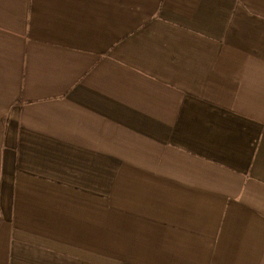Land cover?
Returning a JSON list of instances; mask_svg holds the SVG:
<instances>
[{"label":"crops","instance_id":"0c3cea01","mask_svg":"<svg viewBox=\"0 0 264 264\" xmlns=\"http://www.w3.org/2000/svg\"><path fill=\"white\" fill-rule=\"evenodd\" d=\"M0 264H264V0H0Z\"/></svg>","mask_w":264,"mask_h":264}]
</instances>
